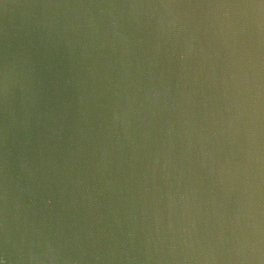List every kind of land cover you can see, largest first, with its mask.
<instances>
[{
    "label": "water",
    "instance_id": "water-1",
    "mask_svg": "<svg viewBox=\"0 0 264 264\" xmlns=\"http://www.w3.org/2000/svg\"><path fill=\"white\" fill-rule=\"evenodd\" d=\"M0 264H264V0H0Z\"/></svg>",
    "mask_w": 264,
    "mask_h": 264
}]
</instances>
